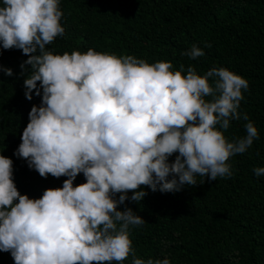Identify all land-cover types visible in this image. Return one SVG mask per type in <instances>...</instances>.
<instances>
[{
	"label": "clouds",
	"instance_id": "clouds-1",
	"mask_svg": "<svg viewBox=\"0 0 264 264\" xmlns=\"http://www.w3.org/2000/svg\"><path fill=\"white\" fill-rule=\"evenodd\" d=\"M63 16L60 0L0 6V47L28 57L20 64L25 97L31 101L33 90L41 97L14 155L42 178L67 177L29 198L17 189L12 159L0 155V252L14 264H123L130 255L131 264H171L167 255L136 256L130 229L145 220L118 205L139 204L147 195L141 186L166 193L203 184L197 176L231 178L230 157L259 139L240 111L249 82L225 67L201 76L189 65L184 75L183 64L171 71L168 61L91 48L54 54L47 46L65 35ZM181 55L196 60L205 52L193 45ZM0 71L13 76L11 68ZM233 120L246 121V135L230 142L224 131ZM253 172L264 176V167ZM81 173L86 182L74 186Z\"/></svg>",
	"mask_w": 264,
	"mask_h": 264
},
{
	"label": "trees",
	"instance_id": "trees-1",
	"mask_svg": "<svg viewBox=\"0 0 264 264\" xmlns=\"http://www.w3.org/2000/svg\"><path fill=\"white\" fill-rule=\"evenodd\" d=\"M60 9L66 31L47 46L54 54L91 48L150 64L168 61L171 71L183 64L184 75L189 65L201 76L212 67H225L248 80L240 111L257 127L259 139L244 154L230 157L233 176L215 181L197 176L198 183L205 182L176 192L141 186L147 193L142 201H125L118 210L130 207L145 220L130 229L138 258L167 255L171 264H264V176L253 172L264 167V0H60ZM193 45L205 56L190 60L181 55ZM27 58L21 50L0 47V65L13 71L11 77L0 71V155L12 159L18 191L40 198L45 189L62 187L67 177L42 178L14 155L31 107L41 103L35 90L31 101L25 97L20 64ZM230 123L224 131L230 142L246 135V121ZM85 182L81 173L73 183ZM131 261L130 255L123 264ZM0 264H14L9 252H0Z\"/></svg>",
	"mask_w": 264,
	"mask_h": 264
}]
</instances>
